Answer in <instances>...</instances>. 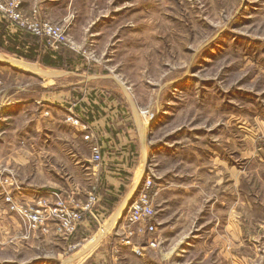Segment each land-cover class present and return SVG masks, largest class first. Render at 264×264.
Returning a JSON list of instances; mask_svg holds the SVG:
<instances>
[{
    "label": "rangeland",
    "instance_id": "rangeland-1",
    "mask_svg": "<svg viewBox=\"0 0 264 264\" xmlns=\"http://www.w3.org/2000/svg\"><path fill=\"white\" fill-rule=\"evenodd\" d=\"M37 7L26 10L21 0L25 18L34 21L35 14L63 30L65 43L57 49L62 48L59 52L67 57L68 68L0 51L78 75L45 79L0 63V200L22 224L10 234L27 240L34 233L35 238L31 250L17 252L20 258L6 247L0 257L13 263L12 258L23 261L31 257L29 253L33 264H61L65 256L99 236L133 182L118 190L114 208L99 218L97 229L83 241L39 230L28 232L18 212L10 208L7 196L28 202L20 196L25 186L43 188L47 179L62 184L68 178L86 192L99 176L92 170L91 150L84 138L71 137L77 143L72 145L69 134L74 123L66 120V108L72 106L86 119L84 103L113 99L128 108L135 122L113 79H88L84 74L111 73L128 86L141 123L145 122L147 165H166L164 171L172 165V183L195 185L211 179L210 184H215V179L222 178L229 186L242 170L244 185L264 184L250 173L256 158L264 156V0H51L42 14ZM8 27L37 35L9 19ZM39 39L42 49H53L45 37ZM43 99L66 108L42 103ZM4 106L9 109L2 113ZM52 121L55 124H48ZM161 150L168 155L156 157ZM72 151L80 160L79 171L68 156ZM121 216L95 247L67 264H77L111 245L123 264H143L128 245L118 243ZM137 239L141 244L144 236ZM179 244L185 250L164 256L162 264H204L201 252L191 253L194 245ZM169 245L163 242L162 247Z\"/></svg>",
    "mask_w": 264,
    "mask_h": 264
},
{
    "label": "crops",
    "instance_id": "crops-1",
    "mask_svg": "<svg viewBox=\"0 0 264 264\" xmlns=\"http://www.w3.org/2000/svg\"><path fill=\"white\" fill-rule=\"evenodd\" d=\"M49 1L51 0H22V8L29 10L31 6L37 4L39 14H42L43 11L45 12V4ZM41 102L56 105L50 99H43ZM105 103L104 112H100L98 118L92 122L99 132L102 145V161L96 173L106 179L110 188L108 190L114 191L118 186H127L131 183L139 172L140 134L135 122L130 120L129 113L122 109V105L118 106V102L113 99ZM56 106L66 108L60 104ZM4 109L7 110L9 107L4 106L1 109L2 113ZM49 112L51 113L52 110ZM49 118L51 119L52 115ZM48 124L53 125L55 122ZM70 125L72 131L69 136L75 147L77 143L72 139L77 137L82 140L83 132L81 126ZM82 141L89 147L88 141L84 139ZM146 146L148 148L147 142ZM163 155L168 154H164L162 150L156 152V157H165ZM68 156L74 161L76 171H79L80 160L76 157L75 151ZM89 156L90 161L93 162L92 170L95 172L91 151ZM256 160L257 165L250 173L254 180L259 178L261 182L264 181L262 174L264 156ZM171 166L169 165L164 171L163 166L152 168L147 165V169L154 174L151 189L157 228L151 234L144 236L143 243L140 244L143 253L139 255V259L143 264H152L151 258L154 260L153 264H162L164 256L171 257L180 251L183 252L185 248H182L184 245L179 244L180 242L194 245L190 248L191 253L201 252L204 264H264V184L244 185L242 170L239 175L235 174L234 184L229 186L222 183V178L215 179L217 181L215 184H210L211 179L195 185L172 183L175 180H173L174 168ZM221 168L225 169V166L222 165ZM57 182L52 183L47 179L43 188L25 186L20 196L23 200L29 201L38 197L52 200L53 194L50 192L55 191L63 195L72 194L80 204L86 200L89 190L85 192L79 182H70L68 178L63 180L62 184ZM206 195H208L207 201L204 200ZM2 201L0 200V250L6 247L14 254L20 251L26 253L35 245L34 233L27 240L14 238L10 232L15 230L17 232L22 224L17 214L9 212ZM96 219L98 222L99 218ZM94 231L90 221L84 219L73 235L72 242L83 241ZM148 237L156 240L154 247L148 246ZM137 241L136 237L134 242ZM163 242H169L170 247L164 250ZM111 252L114 253V246H104L102 250H95L91 256L77 264L106 262L112 264ZM18 253L17 256L20 258ZM28 255L31 257L23 261L12 258L13 263L9 262V258L0 257V264H33L31 259L34 256L29 253Z\"/></svg>",
    "mask_w": 264,
    "mask_h": 264
},
{
    "label": "built area",
    "instance_id": "built-area-1",
    "mask_svg": "<svg viewBox=\"0 0 264 264\" xmlns=\"http://www.w3.org/2000/svg\"><path fill=\"white\" fill-rule=\"evenodd\" d=\"M21 0H0V12L17 26L26 27L40 37H45L47 44L57 49L65 43L63 30L48 21L38 20L34 14V21L25 18L20 11ZM36 13V10H34ZM2 104V101L0 100ZM66 120L74 125L81 126L83 138L88 141L91 150V157L94 161L95 172L102 161V145L94 125L84 118L83 115L75 112L72 106L66 108ZM99 176L92 184L83 203H79L72 195H63L60 192L52 191V200L38 197L26 203L15 200L11 196L6 199L10 202V208L15 210L23 220L28 232L39 230L45 234L52 232L54 235L67 237L72 234L83 221L85 213L96 218L93 207L97 201L96 190ZM154 181V174L146 170L144 179L136 189L131 201L126 206L121 216L119 227L121 234L118 243L128 245L138 255L143 253L140 244L134 242L138 236H146L157 228L155 210L152 202L151 186ZM154 238L148 237L147 244L150 247L156 245ZM112 264H123L119 254L115 251L112 254Z\"/></svg>",
    "mask_w": 264,
    "mask_h": 264
},
{
    "label": "trees",
    "instance_id": "trees-1",
    "mask_svg": "<svg viewBox=\"0 0 264 264\" xmlns=\"http://www.w3.org/2000/svg\"><path fill=\"white\" fill-rule=\"evenodd\" d=\"M30 36V38H29ZM37 35H34L28 31H25L21 28H13V30H9L8 27V19L5 18L0 14V48L2 50H5L8 53L15 54L17 56L24 57L28 60H38L42 65L50 66V67H59L63 66L64 68H68L67 63V57L63 56L59 51L62 49H42V38ZM10 42L11 44L6 43ZM5 43V45H4ZM92 104L84 103L83 105L86 107L85 114L86 119L89 122H94L99 116L100 112H104L103 107L106 106V103L104 100L102 102H94L93 99H91ZM118 104V103H117ZM120 106V105H118ZM122 109L127 111L130 115V112L128 111V108H124L122 105ZM131 120V117H130ZM96 132L97 128H95ZM101 142V141H100ZM106 179H104L101 174H99V180L97 184V190H96V196L97 201L93 207V211L97 218H103L110 212L116 202L119 200V197H117L118 190L121 192L124 191L125 186L121 185L118 186L117 190L110 191L108 189L109 186L106 183ZM113 187V186H112ZM123 193V192H122ZM119 196V195H118ZM84 219H87L92 224L93 230H96L98 226L97 219L92 216L89 213H85ZM83 219V220H84ZM79 227V226H78ZM77 227V228H78ZM76 230L69 235L68 240H72L73 235L75 234Z\"/></svg>",
    "mask_w": 264,
    "mask_h": 264
},
{
    "label": "water",
    "instance_id": "water-1",
    "mask_svg": "<svg viewBox=\"0 0 264 264\" xmlns=\"http://www.w3.org/2000/svg\"><path fill=\"white\" fill-rule=\"evenodd\" d=\"M0 63L3 65L9 66V67L30 73L34 76L45 78V79L46 78L47 79L59 78V77L66 76L68 74L78 75L74 71H69V70L60 69V68L44 67L39 64H36L35 62L14 58V57H11L3 53L2 51H0ZM84 76L88 79L111 78L119 85L124 97L126 98V100L128 101L130 105L132 116L134 118L135 124L140 134V145H141L140 169L135 179L133 180L131 186L125 192L124 196L122 197V199L120 200L116 208L112 211V213L110 214V216L105 222L106 227L112 228L113 223L118 221L124 209L129 204L133 195L135 194L136 189L138 188V186L144 179V176L147 170V163H148V148L146 146V138L142 134V125H141L139 109L128 86L121 79H119L118 77H116L114 74H111V73L98 74V75L84 74ZM95 240H98V237ZM94 241L82 245L81 248L76 250L74 253H71L65 256L61 260V264H67V263L78 260L82 255L88 253V251L93 247Z\"/></svg>",
    "mask_w": 264,
    "mask_h": 264
},
{
    "label": "bare ground",
    "instance_id": "bare-ground-1",
    "mask_svg": "<svg viewBox=\"0 0 264 264\" xmlns=\"http://www.w3.org/2000/svg\"><path fill=\"white\" fill-rule=\"evenodd\" d=\"M21 60H22V59H21ZM36 64H38V63H36ZM46 79H47V78H46ZM49 79H50V78H49ZM51 79H52V78H51ZM143 124H145L144 121L141 123V125L143 126ZM113 224H114V223H113ZM109 229H110V228L105 227L104 230L99 234V236H98V240H95V241L93 240V241H94V245H93V247H95V246L97 245V243H98V242L104 237V235L108 232ZM93 241H92V242H93ZM93 247H92V248H93ZM92 248H91V249H92ZM91 249H90V250H91ZM84 255H85V254H84ZM84 255H82V256H84ZM82 256H81V257H82Z\"/></svg>",
    "mask_w": 264,
    "mask_h": 264
}]
</instances>
